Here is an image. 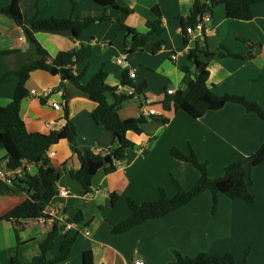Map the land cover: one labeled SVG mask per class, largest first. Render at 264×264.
<instances>
[{
	"label": "crops",
	"instance_id": "1",
	"mask_svg": "<svg viewBox=\"0 0 264 264\" xmlns=\"http://www.w3.org/2000/svg\"><path fill=\"white\" fill-rule=\"evenodd\" d=\"M115 1L128 12L93 0H18L26 18H93L78 37L68 30H35L34 37L48 54L49 61L59 52L82 45L89 47V59L71 68L75 74L82 73L81 84L103 69L106 84L115 88L114 94H106L109 103L114 101V95L126 94L121 83L122 72L134 73L130 79L144 83L145 87L140 95L118 105L121 119L138 117L143 107L160 114L145 117L166 119L165 123L147 121L141 126L140 134L127 132L135 147L116 164L113 172L105 173L102 169L96 172L91 195L69 174L79 166L74 157V144L62 139L51 145L48 151L54 155L49 156L50 165L59 174L56 186L68 190V196L54 200L53 205L64 221L79 219V230L76 227L68 230L70 235H76L68 257L55 264H82V253L87 250L92 251L94 264H134L135 259H141L143 264H172L174 251L189 257L202 252L230 253L239 263L245 259V264H264V162L252 169L253 181L249 185L252 203L219 194L213 208L212 195L205 191L162 218L149 219L121 234L111 232L114 224L130 215L128 197L138 203L155 201L160 188L174 196L177 189L175 192L172 188L170 176L177 170L183 187L197 182L194 166L174 158L170 154L172 148L185 155L194 153L199 161L207 163L209 177L216 178L228 164L251 155L264 143V122L237 103H226L221 109L207 111L197 119L175 109L173 103L168 109L163 107L166 88L186 91L193 79L192 74L181 70L192 69L188 51H182L176 62L170 58L173 51L182 50L187 44L181 22L190 15L193 0ZM10 2L0 0V6ZM154 6L161 13L165 43L157 53L152 52L149 44L140 51L128 53L125 43L130 35L118 27L117 21L138 32H146V23L155 18ZM211 17L204 40L212 56L205 59L199 55L207 61L210 91L218 96L243 97L264 111V0L253 3L249 20L228 19L221 3L212 7ZM152 39L155 41L158 37L152 36ZM37 58L36 46L25 38L11 18L0 13V81L7 73L18 71ZM119 59L122 63H118ZM19 79L15 76L0 82V106L12 102ZM23 86L27 94L20 102L19 115L27 132L48 133L69 121L75 128L79 148L102 153L114 145L112 133L100 129L91 117L95 102L59 72L32 70ZM52 103H58L60 108L54 109ZM5 155L0 149V160ZM35 173L36 168L30 174ZM113 193L117 195L114 203L110 197ZM24 198L22 192L0 194V264H31L32 258L40 253L39 244L52 227L53 222L47 220L14 223L3 218ZM56 253L57 247L49 256Z\"/></svg>",
	"mask_w": 264,
	"mask_h": 264
},
{
	"label": "trees",
	"instance_id": "2",
	"mask_svg": "<svg viewBox=\"0 0 264 264\" xmlns=\"http://www.w3.org/2000/svg\"><path fill=\"white\" fill-rule=\"evenodd\" d=\"M102 6H111L113 9L128 12V9L121 7L115 0H93ZM256 0H211L212 7L221 3L224 7L225 16L233 20H249L252 17V5ZM210 7V11L212 9ZM204 9L202 0H193L190 15L182 19V28L186 34V28L194 26ZM155 18L146 23L147 31L138 32L117 21L120 29L130 35V40L125 43L128 53L142 50L147 44L151 45L153 53L161 48L165 40L162 38L164 28L161 25V13L157 6L152 8ZM0 13L11 18L21 29L25 38L36 46L38 58L23 66L18 71L7 73L0 82H6L10 78L19 76V83L12 102L7 106H0V149L6 152L7 166L16 168L23 162L36 165V173L18 179L13 185L0 182V194L22 192L25 198L13 209L6 213L3 218L14 223L21 221L37 220L42 217V208L49 199L57 192L56 183L59 174L50 165L47 153L51 145L62 139H67L74 144V157L78 162V169L70 170L71 178L79 182L86 193L91 191L92 178L97 171L102 169L105 173L113 172L116 164L126 158L127 152L135 147V143L127 137V132L136 134L142 132L141 126L149 120L162 123L166 122L161 116L147 118L139 115L136 118L121 119L117 113V107L122 102L133 98V95L119 93L114 95V101L109 103L106 100L107 92L114 94L115 88L105 82L106 73L99 69L86 83L81 84L82 73L75 74L71 68L73 65L86 61L90 57V48L80 46L78 49L59 52L58 55L49 61L46 51L39 45L34 37L35 30H68L74 37H78L81 30L91 24L93 18H56V17H33L26 18L19 7L18 0H11L7 6H0ZM152 36L158 39L153 41ZM205 59L212 54L206 50L205 40H196L188 55L192 59V69L183 67L184 73L192 74L193 79L189 82L187 90H177L174 96L166 95L163 107L168 109L173 103L175 109L181 110L192 118H200L207 111L221 109L226 103H237L246 111L255 113L264 122V111L254 102L247 101L243 97L234 95L218 96L213 94L207 84L208 68ZM238 56V55H236ZM35 69L46 71H57L61 77L74 83L78 88L86 92L96 107L91 112L95 124L103 130L112 133L114 145L102 153H96L89 149H81L76 144V133L73 124L67 121L58 130H51L48 133L27 132L25 124L19 115V105L27 91L23 86L24 80L29 72ZM121 83L134 90L137 96L142 93L144 83H135L129 78V72H122ZM170 154L179 160L191 163L199 171V179L190 189L182 188L178 182L170 176L172 184L177 189L174 196H169L163 188L159 189V198L155 201L138 203L128 197L126 203L130 209V215L111 228L113 234L127 232L136 225L142 224L149 219H157L174 212L188 204L201 193L208 191L212 195L213 208L217 204V195L223 194L230 199H241L246 203H252L254 198L249 191L252 183V169L264 162V143L251 155L228 164L220 177L211 178L208 176L207 163L199 161L194 153L183 154L176 148L170 150ZM111 202L114 203L117 195L111 194ZM76 222L79 219H74ZM63 230V232H62ZM16 235L18 237L17 231ZM76 240V235H70L64 231V223L54 220L51 229L39 244L40 253L32 258L31 264H55L64 261ZM57 247V253L49 256L52 250ZM248 251H246L247 254ZM175 260L172 264H245L237 262L230 253L223 255L198 253L193 257L182 255L174 251ZM82 264H94L93 253L90 250L82 253Z\"/></svg>",
	"mask_w": 264,
	"mask_h": 264
},
{
	"label": "built area",
	"instance_id": "3",
	"mask_svg": "<svg viewBox=\"0 0 264 264\" xmlns=\"http://www.w3.org/2000/svg\"><path fill=\"white\" fill-rule=\"evenodd\" d=\"M204 4V9L202 13L200 14L198 21L194 26H190L186 28V37H187V44L185 45L184 49L173 51L170 55V58L172 61L176 62L178 59L179 54L182 51H188L190 44L195 42L196 40H203L205 33L209 29V24L211 22V11L210 7L211 0H202ZM118 63H122V60L119 59ZM134 77V73L129 72V78ZM126 88V94L127 95H133L134 97L137 96L134 94V90L130 88L129 86L125 85ZM178 87H168L165 90V93L170 96H174ZM33 94L35 93L34 90L31 91ZM50 92V91H49ZM52 107L54 109H59L60 105L58 103H52ZM141 115L144 116H150V115H160L158 114L154 109H141ZM54 152L49 151L47 153V156H53ZM36 168V165L33 163L23 162V164L16 168H9L7 166V158L0 160V182L5 183L7 185H13L15 182L18 181L20 178H24L27 175H31L30 173L32 170ZM56 193L49 199L48 202L43 206L42 208V217H40L38 220L40 221H51L58 220L62 223H64V231L71 230L72 228H78V223L75 221H67L65 219H62L60 212L56 206L53 205L54 200L58 198H65L68 196V190L64 186H56ZM88 195H91V192L87 193ZM87 235L88 232H85ZM134 264H143L141 259H135Z\"/></svg>",
	"mask_w": 264,
	"mask_h": 264
},
{
	"label": "rangeland",
	"instance_id": "4",
	"mask_svg": "<svg viewBox=\"0 0 264 264\" xmlns=\"http://www.w3.org/2000/svg\"><path fill=\"white\" fill-rule=\"evenodd\" d=\"M181 163V162H180ZM190 165V164H189ZM207 168H208V165H207ZM193 169V171L196 173V175H197V177L199 178V176H200V174H199V172H198V170H196L194 167L192 168ZM168 174V173H167ZM173 176V178L178 182V184L182 187V188H184V189H190V188H192L194 185H192L191 187H183L181 184H180V182H181V175H180V173H178V170L176 171V173H175V175H172ZM209 176V175H208ZM196 183V182H195ZM195 183H193V184H195ZM172 188L173 189H175V192H176V187L174 186V184L172 185ZM169 195V194H168ZM170 196V195H169Z\"/></svg>",
	"mask_w": 264,
	"mask_h": 264
}]
</instances>
